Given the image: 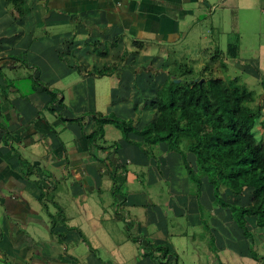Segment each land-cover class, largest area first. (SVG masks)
<instances>
[{
    "label": "crops",
    "instance_id": "0c3cea01",
    "mask_svg": "<svg viewBox=\"0 0 264 264\" xmlns=\"http://www.w3.org/2000/svg\"><path fill=\"white\" fill-rule=\"evenodd\" d=\"M26 4L29 10L18 16L11 4L0 0V264H90L88 258L95 255L88 250L96 248L83 228L85 222L95 227V216H83L87 201L80 202L78 190L91 186V179L96 183L98 176L109 179L108 161L126 164V183L135 180L129 166L139 151L124 145L104 162L99 160L108 150L98 153L99 160L90 155L81 126L46 108L50 96L37 85V75L62 97L61 112L67 118L92 111L123 115L127 110L140 128L157 116L150 104L168 77L170 53L181 45L189 50L192 39H208L211 32L222 34L225 46L213 42L210 48L219 50L222 70L235 67L234 77H252V83L247 79L244 83L255 87L261 108L256 136L264 143V0H26ZM232 13L235 55L227 50L231 30H222ZM202 22L207 25L201 27ZM246 24L252 26L248 33L243 29ZM22 53L31 65L17 57ZM114 64L117 67L108 75L94 73ZM21 77L33 79L29 94L17 85ZM89 130L87 125L85 133ZM104 138L107 145L108 135ZM160 149L162 170L171 176L173 172L176 187L183 162L178 154L168 153L165 144ZM185 179L188 183V174ZM46 193L51 194L53 208ZM171 197L167 206L172 203L179 213ZM240 202L250 204V189L244 190ZM217 211L231 221L228 211ZM250 227L256 246L263 245L264 228ZM173 247L172 261L184 264ZM236 253L223 248L220 256L241 264ZM214 256L207 250L206 264H217Z\"/></svg>",
    "mask_w": 264,
    "mask_h": 264
},
{
    "label": "trees",
    "instance_id": "16d2710c",
    "mask_svg": "<svg viewBox=\"0 0 264 264\" xmlns=\"http://www.w3.org/2000/svg\"><path fill=\"white\" fill-rule=\"evenodd\" d=\"M6 1L18 16H23L29 10L26 0ZM227 50H234L232 54L235 55L236 36L232 35L228 40ZM218 52L216 50L211 55L210 64H206L196 76L188 77L193 69L185 63H178L170 69L166 81L156 91L155 99L150 104L155 106L157 116L140 128L132 119L124 120L111 112L103 114L92 111L74 118L64 117L61 109L65 108V104L59 93L38 80L37 84L50 96L46 106L49 111L81 126V133L89 143L90 155L99 160L98 153L108 150L107 156L100 162L108 161V155L114 156L120 147L117 141L105 145L106 124H113L120 130L122 139L146 154H154L152 146L165 144L168 153L174 152L180 156L188 180L195 185L198 195L202 179L205 178L211 187L213 206L228 211L241 233L252 241L254 233L250 226L264 228V143L253 132L259 124L261 108L256 103L258 97L254 90L238 77L231 78L225 73L226 70L220 69L224 68V63L221 60L218 63ZM216 64L220 66L217 68L219 71ZM116 67L117 64L105 66L94 70V73L108 75ZM56 106L60 108L58 111ZM87 125L90 130L85 133ZM134 134L142 139L133 140L131 135ZM107 172L113 180L112 194L126 193L121 192L120 188L126 183L127 168L119 171L118 166L108 161ZM222 187L227 195L225 197L221 196ZM246 188L251 190V202L244 205L240 200ZM116 199L121 202L125 197ZM210 242L213 243L212 240ZM147 246V253L158 263L175 257L168 244L149 242ZM248 254L258 264H264V256L253 248L250 247Z\"/></svg>",
    "mask_w": 264,
    "mask_h": 264
},
{
    "label": "rangeland",
    "instance_id": "374dc122",
    "mask_svg": "<svg viewBox=\"0 0 264 264\" xmlns=\"http://www.w3.org/2000/svg\"><path fill=\"white\" fill-rule=\"evenodd\" d=\"M230 16L228 26H222V30L223 28L231 30L228 34L229 39L232 35L233 37L236 36V23L232 21L233 13ZM206 20L209 24V20ZM204 25L207 24L202 22L200 26L204 27ZM251 27V25L246 24L243 29L248 33ZM221 35L211 32L207 36L208 39L198 40L196 38V41L192 39L188 43L190 46L189 50L181 45L176 52L170 53L168 59L170 69L172 70L178 63H185L188 68L192 67L193 69V73L188 75V77L196 76L206 64H210L211 55L215 52L214 49L210 48L211 43L216 42L221 47L225 46V36ZM17 57L27 65H31L23 53ZM35 66L39 67L38 64ZM217 68H220V66L217 65L216 70H218ZM235 71V67H231V71H226L225 73L232 78L238 75ZM238 77L241 82H244L245 79L248 82H253L252 77L250 78L248 75L246 77ZM37 78L38 82L43 84V79L38 75ZM17 85L24 94H29L34 88L33 79L24 77L20 78ZM136 85L140 87L138 82ZM248 88L253 90L255 87L248 85ZM123 112H125L123 115L117 114L115 111L112 113L124 120L133 118L127 110H123ZM63 116L68 117V114L64 113ZM144 124L142 123V125ZM104 131L108 135V145L113 143L112 136L115 135L120 147L131 145L139 152L136 155L137 158H133L135 162L129 166L131 173L136 175V178H134L133 174H131L130 178L135 180L122 184L120 188L121 192L126 193L113 195L111 192L113 180L104 177L99 178V176L96 177V183L92 182L91 179V186H85L84 189L78 190L80 202L87 201L84 206L83 216L85 218L91 214L95 216V227L89 228L85 222L83 228L86 235L93 239L92 246L96 248L93 251H91L92 248L88 250L95 255V259L88 258L90 264L92 262L94 264H142V260L144 262L146 260H153V257L147 253V244L149 242L153 244H168L170 247L175 246L180 259H182L179 263L183 262L184 264H206V260H208L207 250L214 251L215 263L233 264L230 256L222 260L220 254L223 248L229 253H236L237 248H239L240 251L236 254L241 256L243 264H256L255 260L248 254L250 247L258 254L264 255V245L260 244L256 246L255 240L250 241L245 238L232 220L226 221L223 219L224 216L216 213L218 209L213 206L211 187L207 183V179H202L198 195L195 185L190 180L187 183L185 179L187 178V172L183 169L182 174L176 176L179 182L175 187L172 185L173 172L171 176L162 170L164 163L161 158L164 153L160 149V145L152 146L154 154H146L136 145L122 139L120 130L113 124H109ZM253 132L257 135L256 126ZM131 138L133 140L142 139L138 134L132 135ZM127 154L130 158V153ZM131 155L133 156L134 154ZM165 165L167 166V164ZM123 167L127 168L126 164H119V171ZM172 167H174L173 164ZM178 193L180 194V198L177 199ZM45 195V200L49 207L53 208V204L50 201L51 194L46 193ZM119 196L125 197V200L120 202V200L116 199V197L121 199ZM221 196H227L223 187L221 188ZM170 197L177 203L175 207L179 213L173 210L172 203H170L172 206H167ZM57 217L59 218L58 213ZM140 223L143 227L139 225ZM137 224L140 228L137 227ZM91 230H94V232ZM211 240L213 243L210 242ZM208 243L211 244L208 245ZM86 248H84L85 251ZM171 258L168 259L169 261L165 259L164 263L158 264H175ZM242 261H240L241 264Z\"/></svg>",
    "mask_w": 264,
    "mask_h": 264
},
{
    "label": "water",
    "instance_id": "95a60500",
    "mask_svg": "<svg viewBox=\"0 0 264 264\" xmlns=\"http://www.w3.org/2000/svg\"><path fill=\"white\" fill-rule=\"evenodd\" d=\"M175 81H177V82H178V81H179V79H175Z\"/></svg>",
    "mask_w": 264,
    "mask_h": 264
}]
</instances>
